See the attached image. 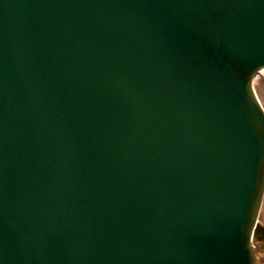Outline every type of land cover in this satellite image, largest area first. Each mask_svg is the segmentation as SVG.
<instances>
[{"label": "water", "instance_id": "1", "mask_svg": "<svg viewBox=\"0 0 264 264\" xmlns=\"http://www.w3.org/2000/svg\"><path fill=\"white\" fill-rule=\"evenodd\" d=\"M264 0H0V264H259Z\"/></svg>", "mask_w": 264, "mask_h": 264}, {"label": "rangeland", "instance_id": "2", "mask_svg": "<svg viewBox=\"0 0 264 264\" xmlns=\"http://www.w3.org/2000/svg\"><path fill=\"white\" fill-rule=\"evenodd\" d=\"M254 88L258 94V97L264 106V73L258 74L254 81ZM260 222L264 225V201L261 208L260 216H259ZM259 250V261L260 264H264V245H258Z\"/></svg>", "mask_w": 264, "mask_h": 264}, {"label": "bare ground", "instance_id": "3", "mask_svg": "<svg viewBox=\"0 0 264 264\" xmlns=\"http://www.w3.org/2000/svg\"><path fill=\"white\" fill-rule=\"evenodd\" d=\"M260 73H264V71H261ZM256 79V78H255ZM255 81V80H254ZM258 221H260V220H258Z\"/></svg>", "mask_w": 264, "mask_h": 264}]
</instances>
